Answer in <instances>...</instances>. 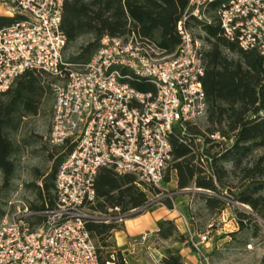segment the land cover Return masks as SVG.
Returning <instances> with one entry per match:
<instances>
[{"label": "built area", "instance_id": "built-area-1", "mask_svg": "<svg viewBox=\"0 0 264 264\" xmlns=\"http://www.w3.org/2000/svg\"><path fill=\"white\" fill-rule=\"evenodd\" d=\"M64 1L0 0V16L13 17L0 26V92L26 69L59 76L53 84L49 141L74 145L57 168L52 201L40 208L22 205L0 221V264H106L98 258L85 226L88 219L101 217L90 208L98 168L134 172L160 186L172 157V132L180 128L185 134L187 123L206 114L202 76L208 44L187 24L190 16L211 22L208 5L217 2L212 12L223 34L242 49L264 54V0H189L176 24L180 43L171 54L162 55L133 35L105 34L88 59L66 61L61 28ZM211 160L207 156L197 163L210 173L207 161ZM219 196L238 224L235 207L248 205L226 191ZM161 197L152 196L130 212L146 211ZM111 217L126 218L125 214L107 216ZM210 235V226L198 233L189 230L187 241L201 251Z\"/></svg>", "mask_w": 264, "mask_h": 264}, {"label": "trees", "instance_id": "trees-1", "mask_svg": "<svg viewBox=\"0 0 264 264\" xmlns=\"http://www.w3.org/2000/svg\"><path fill=\"white\" fill-rule=\"evenodd\" d=\"M216 4L208 5L211 22L192 16L187 21L189 26L199 25L204 30V34L196 35L208 44L203 52L202 76L207 96L205 128L189 122L185 134L180 128L174 129L170 136L172 157L160 186L139 179L134 172H119L111 166H101L96 172L95 199L90 208L101 217L88 219L85 226L95 243L98 258L106 264H128L121 249L108 241L114 231L123 228L124 221L107 216H131L132 209L141 207L155 195H162L160 200L171 206V199L164 194L177 189H210L213 193L201 191V196L209 207L220 209L226 207V202L219 194L226 191L248 205V208L236 206L234 209L241 228L250 224L256 226L257 231L264 228V54L255 48L242 49L237 41L223 34L212 12ZM188 5L189 0H65L61 19L66 36L63 53L80 36L90 35L86 45H81L82 53L71 57L86 60L97 50L100 38L108 34L133 35L142 45H151L162 55L171 54L181 38L176 24ZM12 20L13 17L0 16V26ZM42 72L50 73L26 69L8 90L0 92V171L5 182L14 171L11 156L16 147L12 133L24 117L39 112L42 101L52 99L50 85L39 78ZM137 86L142 88L140 84ZM217 133L226 140L218 139ZM73 146L68 148L67 154ZM207 156L212 158L207 161L210 173L197 163ZM62 161V158L57 160L50 179L45 181L40 192L43 198L50 187L54 188L55 174ZM172 172L175 187L170 189L167 185ZM47 202L28 206L40 208ZM157 225L156 239H187L172 219H159ZM158 261L185 264L179 252L161 251Z\"/></svg>", "mask_w": 264, "mask_h": 264}, {"label": "rangeland", "instance_id": "rangeland-1", "mask_svg": "<svg viewBox=\"0 0 264 264\" xmlns=\"http://www.w3.org/2000/svg\"><path fill=\"white\" fill-rule=\"evenodd\" d=\"M192 30L195 34H204V30L199 25H192ZM90 38V35H82L67 46L63 53L64 59L70 62L84 61L82 58L71 59V57L80 55L82 53L81 45H86ZM39 78L41 82L50 85L52 99L51 101H42L39 112L24 117L21 125L12 133L16 147L15 152L11 156L14 161V171L8 182L4 181L0 171V221L3 218H10L13 212L22 205H41L49 201L50 198L52 199L53 186L48 189L45 198L40 195V192L43 191L41 189L45 181L50 179L57 160L59 158L64 159L68 148L73 144L68 142L59 146L49 141L53 84L59 81L60 77L52 73L42 72L39 74ZM195 123L205 128L206 114L197 118ZM170 177L171 179L167 186L172 189L175 187L173 172ZM166 193L164 196L171 199V194ZM211 218L212 215L205 211L198 214L194 219L197 223V229L204 230L207 228V223ZM226 234L220 233L213 236V240L219 243V247H216L213 253L210 250H205V247V254H198V261L194 259L192 264H264V228L257 231L256 226H251L243 228L238 233H232L224 240L220 239L221 235ZM154 237V233L148 235L145 243L156 251H153L154 254L152 253L148 256L149 260L159 264V261L155 259V254L160 257V252H163L161 245H164L165 242ZM108 241L117 246L114 234L108 237ZM248 243H251V246H248ZM108 248H111V246ZM205 255L208 256V259L205 258ZM184 263L186 264L185 256Z\"/></svg>", "mask_w": 264, "mask_h": 264}, {"label": "crops", "instance_id": "crops-1", "mask_svg": "<svg viewBox=\"0 0 264 264\" xmlns=\"http://www.w3.org/2000/svg\"><path fill=\"white\" fill-rule=\"evenodd\" d=\"M175 191L176 193L171 197V206L162 200H158L148 210L133 213L131 216L126 217L123 222V228L114 231L116 244L125 255L128 264H157L148 258L155 249L146 244L145 240L148 235L153 234L158 229L157 221L159 219L174 220L179 232L187 236L189 230L195 233L203 231L202 229H197V223L194 220L198 214L205 211L212 215L211 220L207 223V227L210 226L211 235L209 240L202 245L201 251L196 250L188 243L187 239L168 240L164 241V245H161V248L166 253L179 252L185 256L186 264H192L194 259L198 261L197 255L203 254L205 250H210L213 253L216 247H219V243L213 240V236L227 233L220 237V239L224 240L232 233H238L243 229L233 221L227 207L221 209L219 207H209L201 196V191L196 188L177 189ZM191 197L193 199L192 202H190ZM251 226L250 224L244 228ZM143 234H146L145 239L141 238ZM155 255V259L158 260L159 256ZM205 258L208 259V256L205 255ZM199 261L201 262L200 259Z\"/></svg>", "mask_w": 264, "mask_h": 264}, {"label": "water", "instance_id": "water-1", "mask_svg": "<svg viewBox=\"0 0 264 264\" xmlns=\"http://www.w3.org/2000/svg\"><path fill=\"white\" fill-rule=\"evenodd\" d=\"M198 191H203V189L202 188H196Z\"/></svg>", "mask_w": 264, "mask_h": 264}]
</instances>
